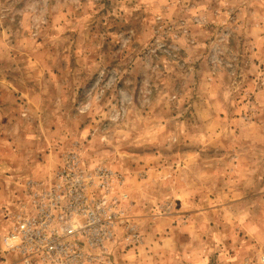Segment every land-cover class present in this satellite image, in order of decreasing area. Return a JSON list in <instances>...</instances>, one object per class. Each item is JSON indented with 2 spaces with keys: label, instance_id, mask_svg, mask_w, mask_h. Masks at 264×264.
<instances>
[{
  "label": "rangeland",
  "instance_id": "1",
  "mask_svg": "<svg viewBox=\"0 0 264 264\" xmlns=\"http://www.w3.org/2000/svg\"><path fill=\"white\" fill-rule=\"evenodd\" d=\"M73 151L91 264H264V0H0V226Z\"/></svg>",
  "mask_w": 264,
  "mask_h": 264
},
{
  "label": "built area",
  "instance_id": "2",
  "mask_svg": "<svg viewBox=\"0 0 264 264\" xmlns=\"http://www.w3.org/2000/svg\"><path fill=\"white\" fill-rule=\"evenodd\" d=\"M102 169H87L69 152L53 181L28 179L9 226H0V263L15 254L22 264L97 263L115 215L101 192ZM106 225H105V224ZM105 226V227H104Z\"/></svg>",
  "mask_w": 264,
  "mask_h": 264
}]
</instances>
